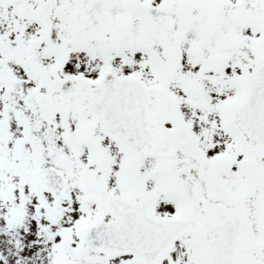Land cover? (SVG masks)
<instances>
[{"label": "snow or ice", "instance_id": "snow-or-ice-1", "mask_svg": "<svg viewBox=\"0 0 264 264\" xmlns=\"http://www.w3.org/2000/svg\"><path fill=\"white\" fill-rule=\"evenodd\" d=\"M0 264H264V0H0Z\"/></svg>", "mask_w": 264, "mask_h": 264}]
</instances>
